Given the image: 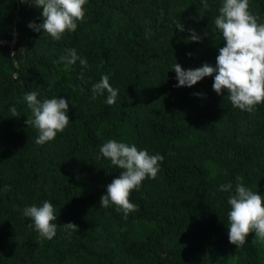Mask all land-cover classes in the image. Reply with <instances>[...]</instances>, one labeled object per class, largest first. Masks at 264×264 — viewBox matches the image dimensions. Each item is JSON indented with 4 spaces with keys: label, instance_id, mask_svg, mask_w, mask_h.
Segmentation results:
<instances>
[{
    "label": "trees",
    "instance_id": "16d2710c",
    "mask_svg": "<svg viewBox=\"0 0 264 264\" xmlns=\"http://www.w3.org/2000/svg\"><path fill=\"white\" fill-rule=\"evenodd\" d=\"M221 2L87 0L76 31L54 40L28 28L42 23V9L0 0V264H264L254 232L240 247L229 243V194L218 190L241 176L264 196V102L239 110L227 90L213 91V77L176 87L172 71L175 63L215 67ZM249 11L264 23V0H249ZM66 49L89 67L77 61L65 70ZM102 75L119 89L111 106L106 92L93 99ZM26 91L69 102V124L43 145L25 123ZM109 139L164 157L157 176L130 192L139 210L127 218L99 205L121 171L99 151ZM45 200L57 215L51 240L23 215ZM69 222L78 231H65Z\"/></svg>",
    "mask_w": 264,
    "mask_h": 264
},
{
    "label": "clouds",
    "instance_id": "9594fccd",
    "mask_svg": "<svg viewBox=\"0 0 264 264\" xmlns=\"http://www.w3.org/2000/svg\"><path fill=\"white\" fill-rule=\"evenodd\" d=\"M20 2L42 9V23H29V29L34 32L43 31L52 39L60 40L65 32L76 31L77 22L84 19L87 0ZM203 6L208 7L207 3ZM218 11L214 25L222 33L224 46L218 49L215 67L205 63L199 68L185 70L175 63L172 71L175 72L176 87L190 88L205 77H213L212 89L217 95L227 90L228 100L233 107L251 113L255 111L256 105L264 102V23H259V17L250 13L249 0H222ZM176 28L183 31L179 23ZM189 39L199 42L200 38L193 31ZM65 53L59 58L65 70L70 71L77 61L82 67H89L87 59L77 55L75 49H66ZM80 78L83 79V76ZM91 91L93 99L106 92L105 103L109 106L115 104L119 93V89L111 86L108 75H102L92 85ZM23 99L31 110V118H27L25 123L37 129V145L54 140L57 133L69 124V102L65 99L53 97L40 100L36 91H26ZM9 111L12 117H18L15 107ZM99 151L110 160L111 165L121 170L118 177L107 185L99 205L104 208L115 205L116 211H122L127 218L129 213L139 210L138 205L130 202V192L134 189L138 191L146 177L154 179L157 176L164 157L159 153L150 155L146 149L139 150L134 144L114 139L105 141ZM235 180V185L232 182L221 184L218 190L229 194L228 239L230 244L240 247L245 244V238L250 232H254L257 239L264 240V196L246 187L243 177L237 176ZM3 191H10V187L4 186ZM23 215L32 221L28 227H34L42 238L51 240L56 235L57 215L51 202L45 200L39 206H26ZM61 226L65 231H78V226L71 222Z\"/></svg>",
    "mask_w": 264,
    "mask_h": 264
}]
</instances>
